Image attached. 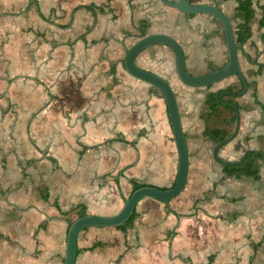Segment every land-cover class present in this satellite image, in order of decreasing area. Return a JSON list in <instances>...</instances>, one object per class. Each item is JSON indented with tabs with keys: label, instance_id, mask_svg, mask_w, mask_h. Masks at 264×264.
<instances>
[{
	"label": "crops",
	"instance_id": "crops-1",
	"mask_svg": "<svg viewBox=\"0 0 264 264\" xmlns=\"http://www.w3.org/2000/svg\"><path fill=\"white\" fill-rule=\"evenodd\" d=\"M190 1L216 4L241 22L236 0ZM252 3L250 59L240 55L252 85L233 98L241 128L220 151L227 161L264 153V0ZM147 32L174 37L194 76L228 61L224 35L208 15L188 16L160 0H0V264H64L79 208L114 215L134 182L174 184L178 155L166 102L125 68L126 50ZM136 62L176 94L187 184L168 204L141 201L124 228L85 229L76 264H264L262 156L257 179L227 175L206 136L232 133L234 114L224 106L212 113L207 98L220 88L240 91V81L188 86L163 45Z\"/></svg>",
	"mask_w": 264,
	"mask_h": 264
},
{
	"label": "water",
	"instance_id": "water-1",
	"mask_svg": "<svg viewBox=\"0 0 264 264\" xmlns=\"http://www.w3.org/2000/svg\"><path fill=\"white\" fill-rule=\"evenodd\" d=\"M164 5L174 8L179 12L191 16L204 14L211 16L220 23L227 47L228 61L219 69L213 70L207 74L194 76L189 73L186 66V55L182 45L168 34L145 33L126 50L125 68L134 78L150 85L158 90L163 96L170 118L173 130L174 140L178 155V173L174 184L168 188H161L151 185H145L134 190L125 200L122 209L114 215L102 216L86 214L74 220L68 229L66 239V254L64 264H76L78 255V238L79 235L87 228H117L124 225L134 214L138 204L146 198H152L162 203L168 204L184 190L189 173V152L186 137L182 128L181 114L178 107L176 94L170 83L137 65L136 59L144 50L155 46L163 45L173 52L175 58V70L180 81L188 86L195 88H204L215 86L227 79L236 77L241 85L240 91L229 88H220L215 94V100L222 106H229L235 112V123L232 133L222 142L218 143L213 149V158L221 166H238L251 162L257 155H261L264 162V153L261 151L254 152L249 158L244 160L227 161L220 157V151L228 146L239 134L241 128V111L238 104L233 98L245 95L251 87V83L246 78L241 65L240 55L250 59L245 51L244 44H237L235 39L234 25L228 15L216 4H203L191 2L190 0H160ZM229 96L230 99H225ZM232 98V99H231Z\"/></svg>",
	"mask_w": 264,
	"mask_h": 264
},
{
	"label": "trees",
	"instance_id": "trees-1",
	"mask_svg": "<svg viewBox=\"0 0 264 264\" xmlns=\"http://www.w3.org/2000/svg\"><path fill=\"white\" fill-rule=\"evenodd\" d=\"M238 3L237 6V18L240 19V23L236 26V42L238 44H245L248 39L251 37V21L254 18V9H253V3L252 0H236ZM87 9H92L91 7H86ZM263 15L260 20V26L264 29V6L261 8ZM264 38V36H263ZM207 105L210 107V110L212 113H216L218 108L221 107L216 100H215V94L211 93L208 95L207 98ZM226 109H228L233 115V118L231 119L230 123H235V112L234 110L229 106H224ZM206 136L212 141L213 145H217L218 143L224 141L228 136L229 132L221 130V129H210L206 132ZM253 152L247 153V155L243 158L247 159L249 158ZM261 156H257L254 158L251 162L238 165V166H226L224 167V173L230 176H235L237 178L246 176L253 179H257L259 177L260 167L262 164ZM143 184L140 183H133V191L136 189H139L143 187ZM135 213L132 215V217L122 226L118 228H124L128 226L133 218L135 217ZM86 210L84 208H79L77 212V218L85 216ZM76 218V219H77Z\"/></svg>",
	"mask_w": 264,
	"mask_h": 264
},
{
	"label": "flooded vegetation",
	"instance_id": "flooded-vegetation-1",
	"mask_svg": "<svg viewBox=\"0 0 264 264\" xmlns=\"http://www.w3.org/2000/svg\"><path fill=\"white\" fill-rule=\"evenodd\" d=\"M210 18H211V20H212V24H214L215 26H216V28L218 29V31H220L221 32V34H223L224 35V33H223V30H222V27H221V25H220V23H218L217 21H216V19L215 18H213V17H211V16H209ZM232 21V20H231ZM232 23H233V25H234V31L236 32V26L237 25H235V23L232 21ZM224 39H225V36H224ZM235 39H236V35H235ZM237 43V42H236ZM238 44V43H237ZM219 69V68H218ZM214 70H216V69H214ZM213 71V70H212Z\"/></svg>",
	"mask_w": 264,
	"mask_h": 264
}]
</instances>
